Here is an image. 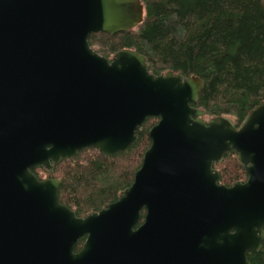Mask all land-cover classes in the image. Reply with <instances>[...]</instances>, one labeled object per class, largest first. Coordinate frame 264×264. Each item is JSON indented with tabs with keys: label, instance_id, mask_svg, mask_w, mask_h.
<instances>
[{
	"label": "water",
	"instance_id": "95a60500",
	"mask_svg": "<svg viewBox=\"0 0 264 264\" xmlns=\"http://www.w3.org/2000/svg\"><path fill=\"white\" fill-rule=\"evenodd\" d=\"M145 14L142 0H0V264H250L261 250L264 100L240 126L206 121L201 78L91 47L92 34L135 29ZM148 118L158 123L133 184L99 212L77 217L60 180L32 172L85 149L125 151ZM226 155L245 182L220 184Z\"/></svg>",
	"mask_w": 264,
	"mask_h": 264
},
{
	"label": "trees",
	"instance_id": "16d2710c",
	"mask_svg": "<svg viewBox=\"0 0 264 264\" xmlns=\"http://www.w3.org/2000/svg\"><path fill=\"white\" fill-rule=\"evenodd\" d=\"M141 25L116 35L92 34L91 47L106 58L120 50H134L147 58L155 75L168 71L196 76L204 88L194 106L206 118L228 116L240 126L264 100V0H142ZM158 123L148 118L135 144L111 157L90 148L61 160L53 172L32 169L38 177L58 178L60 202L77 217L99 212L129 188L151 146L149 132ZM214 168L220 184L245 182L247 175L237 156L226 155ZM145 212L141 213V222ZM85 239L75 248L79 251ZM250 264H264V242L249 252Z\"/></svg>",
	"mask_w": 264,
	"mask_h": 264
},
{
	"label": "rangeland",
	"instance_id": "374dc122",
	"mask_svg": "<svg viewBox=\"0 0 264 264\" xmlns=\"http://www.w3.org/2000/svg\"><path fill=\"white\" fill-rule=\"evenodd\" d=\"M94 49H95V50H97L98 52H99V50H100V51H102V52L106 53L104 50H101V49H100V47H96V48H94ZM99 53H100V52H99ZM100 54H101V53H100ZM102 54H103V53H102ZM102 54H101V55H102ZM102 56H103V55H102ZM114 56H115V54H114V55H111V56H109V57H108V59H110V60H111V59H113V58H114ZM163 74H165V73H163ZM205 120H206V121H208V120H209V118H206ZM46 178H47V177H45V176H44V179H46Z\"/></svg>",
	"mask_w": 264,
	"mask_h": 264
},
{
	"label": "flooded vegetation",
	"instance_id": "af4514ba",
	"mask_svg": "<svg viewBox=\"0 0 264 264\" xmlns=\"http://www.w3.org/2000/svg\"><path fill=\"white\" fill-rule=\"evenodd\" d=\"M112 60V59H111ZM39 179H42V178H39ZM145 212V211H144ZM145 217V216H144ZM143 221H144V219L142 220V222H141V220H140V223H139V225H138V227L143 223Z\"/></svg>",
	"mask_w": 264,
	"mask_h": 264
}]
</instances>
